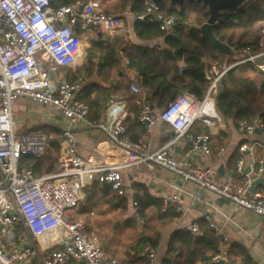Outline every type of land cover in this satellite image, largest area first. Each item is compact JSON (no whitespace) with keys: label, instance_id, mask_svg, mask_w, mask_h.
<instances>
[{"label":"built area","instance_id":"obj_1","mask_svg":"<svg viewBox=\"0 0 264 264\" xmlns=\"http://www.w3.org/2000/svg\"><path fill=\"white\" fill-rule=\"evenodd\" d=\"M144 8L137 19L157 20L162 32L173 33L177 26L195 27L190 19L179 14H164L151 0L144 1ZM260 25L258 50L230 48L234 63L222 66L212 63L207 68L208 88L201 99L182 93L157 112L146 103V93L135 84L130 85V91L138 96L139 124L149 131L158 115L173 131L170 141L150 150L149 141L132 142L124 137L127 113L121 102L109 105L102 121L90 122L88 105L77 97L82 81L69 76V72L75 73L73 67L84 54L85 33L91 28L104 34L124 29L123 19L103 12L99 0H77L65 5H53L52 0H0V264H119L106 256L94 230L83 219L73 217V212L94 180L123 195L121 169L140 164H154L193 184L198 191L226 200L234 210L248 211L264 219V197L249 191L251 176L259 177L264 171L262 161L254 154L258 143H243L238 148L235 172L243 177L242 182L228 175L218 184L214 165L196 166L189 156L201 150L207 156L219 157L224 148L213 151L205 131L188 132L197 122L208 129L223 124L215 109V98L223 76L237 65L251 64L260 74L264 89V21ZM50 70L54 72L53 80L49 77ZM22 98L53 108L67 122L60 134L56 171L52 173L38 175L31 168H20L22 157H44L50 140L44 132L15 131L13 108ZM77 125L101 131L121 156L111 163L79 156ZM236 130L241 134L264 131L263 119L255 116L249 121L242 120ZM183 137L189 149L177 158L175 144ZM245 153H249L247 160L243 157ZM246 166L251 173L245 174ZM159 209L161 213L172 210L181 215L184 208L180 193L163 199ZM132 211L139 224H146L137 202H132ZM208 222L209 228L226 241L221 228ZM190 230L198 234V223ZM139 256L146 264H155L156 252L150 244L144 245ZM219 258L217 255L206 264H215Z\"/></svg>","mask_w":264,"mask_h":264},{"label":"crops","instance_id":"obj_2","mask_svg":"<svg viewBox=\"0 0 264 264\" xmlns=\"http://www.w3.org/2000/svg\"><path fill=\"white\" fill-rule=\"evenodd\" d=\"M52 1L55 2L54 5H63L60 3L61 0ZM112 2L102 3L100 1L103 12ZM109 14L121 17L125 25L124 29L104 34L97 29L91 28L85 33L84 54L81 58L77 59L76 65L73 67L76 76L82 82L109 85V83L116 82L117 80L135 81L137 79V73L127 68L128 59L122 50H120L121 48L117 45H110L109 47H107L108 45H94L92 47L90 44L91 41L97 42L99 39L102 41H113L115 38H122L124 41H130L139 46H158L163 48L162 39L160 38L149 42L136 39L131 30V14H117L112 11ZM108 49L116 50V55L119 57L118 66L109 68L100 65ZM89 50L93 54L94 59L91 60L90 64H87V53ZM225 63L227 61L223 62V64ZM180 65H183L182 61ZM87 69L88 73H86ZM106 71H108L107 74ZM86 74H88L87 78ZM246 76L253 78L258 84L260 83V74L256 69H248ZM100 98H104V101L107 99L105 96ZM108 98L111 99L108 106L114 102H121L125 106L127 113L126 119L129 118V121L126 123V128L128 129L124 137L129 141L135 142L138 139H144L149 141L150 150H155L172 139L173 131L167 124L155 120V123L150 127L149 131H146L141 124H135L133 119L134 115L127 111V102L125 100L118 99L115 95H111ZM106 108L102 111L99 121L103 120ZM162 108H154V110L158 112ZM17 112L20 115L15 118ZM12 118L16 123L15 131L18 133L33 131L42 125L55 126L61 129L67 127V122L62 119L56 110L36 104L26 98L19 99L15 102ZM75 129L77 130L76 150L77 154L82 158L87 159L92 156L96 161L103 160L111 163L116 161V156H121L120 152L114 150L107 143L105 135L98 129L88 125H77ZM200 131H205L209 134V147L213 151L219 147H223L224 152L221 156L216 157L213 154L207 156L201 150H197L189 156V159L194 165L199 167L214 165L218 184H222L228 175H233L238 183L242 182L243 177L238 176L236 172L232 173V169L235 164L234 160L236 162L239 157L238 148L243 143H258L254 148V154L264 165V145L261 142V137L255 132L253 134H241L236 130V126L230 120L223 121L220 127L213 129H208L197 122L188 132L189 134H196ZM260 132L264 136V131ZM48 136L51 139L52 135L50 134ZM188 149L189 143L186 137H183L175 144V157L179 158ZM248 154H244L243 157L245 160H247ZM221 167L223 173L218 174V169ZM120 174L125 184L123 195L119 196L114 191H108L101 188L102 185H98L99 188L95 191V195H90V198L85 201L86 194L90 192L87 191V187L84 191L83 201L73 212V217L83 219L94 232H96V229L93 223L108 224L106 230L110 231L116 220L125 228L133 230L124 239V244L119 242L118 246L114 248L115 256H108L107 252L111 248L110 246L103 245V249L108 258L116 259L119 264H143V262L146 264V260L139 256L141 249L144 247L143 245L140 247L141 241L157 233L159 236L156 240V246L153 248L156 252L155 264H160L165 256L169 238L174 232L191 231L190 228L194 223H205L209 227L208 221H210L221 228L226 238V241L222 237L219 238L222 241V247L219 248V254H217L220 255V258L224 259L225 264H264L263 218L253 215L248 211L234 210L226 200L207 191H198L193 184L181 180L174 174L160 169L154 164H140L126 167L121 169ZM261 176L264 178V171ZM257 177L251 176L252 180ZM176 192H179L183 199L184 210L181 215H176L172 210L168 211V213L173 212L175 215L167 224L160 227L158 224L159 217L161 216L159 205L163 199ZM253 193H260L264 197V182L256 185ZM135 201L144 209L142 217L147 220L146 224H139L133 216L132 202ZM85 202L86 212L81 213L80 207ZM128 219H131L132 223L128 224ZM118 224V222L115 223L114 229ZM195 235H199V233Z\"/></svg>","mask_w":264,"mask_h":264},{"label":"trees","instance_id":"obj_3","mask_svg":"<svg viewBox=\"0 0 264 264\" xmlns=\"http://www.w3.org/2000/svg\"><path fill=\"white\" fill-rule=\"evenodd\" d=\"M74 1L76 0H61L60 3L65 5ZM80 1L87 2L88 0ZM100 1L102 3L113 1L104 10L106 14L111 11L117 14H131V30L136 39L149 42L160 38L163 48L139 46L130 41H124L122 38H115L113 41H102L101 39L97 42L91 41L92 47L94 45H108L107 47L117 45L121 48L120 50L128 59L127 68L137 73V79L135 81L117 80L109 85L81 82V89L77 97L88 105L90 121L100 120L102 111L111 102L108 97L115 95L118 99L127 102V111L134 115V122L139 125L137 121L138 96L130 91L131 84H135L146 93L147 104L153 109H160L182 93H189L201 99L208 88V81L205 78L207 68L212 63L222 66L224 61L229 64L235 62L233 57L223 55L201 36L198 28L208 18L207 7L202 4L185 1L182 7H178L170 6L168 0H162L159 8L164 14H179L195 24V27L191 28L177 26L173 33H166L159 30V22L155 19L150 17H146L144 20L137 19V16L145 9V0ZM54 4L55 2H53ZM262 21H264V0H248L235 11L224 10L220 19L212 26V33L219 42L230 48L254 47L258 50L262 29L260 22ZM92 59L94 56L89 50L87 64H90ZM181 61L183 65H180ZM118 64L119 57L116 55V50L110 49L107 50L104 59L100 62V65L109 68L118 66ZM251 68H253L251 64L244 63L228 71L222 78V89L215 98L217 113L223 121L230 120L236 127L240 121H249L255 116H260L264 122V89L261 83L258 84L253 78L246 76L247 70ZM86 73H88V69ZM86 75L87 78L88 74ZM69 76L77 77L76 73L72 72H69ZM102 96L107 99L104 101V98H100ZM157 120H159L158 115ZM128 121L129 118L125 120V126ZM33 131L52 135L49 140V148L42 158L22 157L20 168H32L38 175L51 173L56 169L59 136L62 129L42 125ZM234 163L236 164L235 160ZM235 164L232 173L235 172ZM98 185H102L101 188L108 191L112 190L110 185L94 180L87 188V191L90 192L86 194L85 201L90 198V195H95V191L99 188ZM138 207L143 215L144 209L140 207L139 203ZM80 212H86V202L80 207ZM160 214L158 222L160 227L167 224L175 215L173 212ZM127 223H132V220L128 219ZM198 225L199 235H195L191 231H176L170 236L165 256L160 264H199L208 262L219 254V248L222 247V241L219 239L221 237H218L214 230L205 223ZM158 236L155 233L144 238L140 247L147 243L155 247Z\"/></svg>","mask_w":264,"mask_h":264},{"label":"water","instance_id":"obj_4","mask_svg":"<svg viewBox=\"0 0 264 264\" xmlns=\"http://www.w3.org/2000/svg\"><path fill=\"white\" fill-rule=\"evenodd\" d=\"M152 3L156 5H160L162 0H151ZM170 6H178L182 7L184 2H195L197 4H202L204 7H207V13H208V18L206 22L201 25L198 30L201 34V36L205 39H207L211 45L217 49L220 53H222L225 56H232V51L230 47L226 44H223L219 42L215 36L212 33V26L220 19L222 12L224 10H229V11H235L239 7L243 6L248 0H168ZM175 53H177L175 51ZM49 77L51 80L54 79V72L49 71ZM222 89L221 87V82L218 87V92H220ZM52 90H53V83H52ZM255 133L261 137V142L264 145V136L261 135V132L256 130ZM264 170V165L262 166ZM250 168L246 167L245 168V174L251 173ZM223 169L222 167L218 169V174H222ZM264 182V178L262 176L255 178L250 186V192L253 193L254 190L256 189V185L261 184ZM215 264H225L224 259L219 258Z\"/></svg>","mask_w":264,"mask_h":264},{"label":"rangeland","instance_id":"obj_5","mask_svg":"<svg viewBox=\"0 0 264 264\" xmlns=\"http://www.w3.org/2000/svg\"><path fill=\"white\" fill-rule=\"evenodd\" d=\"M20 115L19 112L16 113L15 118H17ZM45 133V132H44ZM48 135V134H47ZM118 222L120 224V222L118 220H116L113 224V226L111 227L110 231H107L106 228L108 227L107 225L103 224H99V223H93L95 229H96V237L98 238L100 244L104 246H110L111 250H109L107 252L108 256H115V249L118 246L119 242H122V244L125 243L124 239L129 236L131 234V232H133L132 229H127L125 228L123 225H119L116 226V228L114 229V225L115 223Z\"/></svg>","mask_w":264,"mask_h":264}]
</instances>
